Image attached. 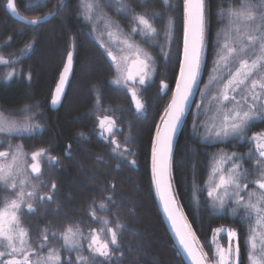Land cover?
I'll return each instance as SVG.
<instances>
[{"label": "trees", "instance_id": "trees-1", "mask_svg": "<svg viewBox=\"0 0 264 264\" xmlns=\"http://www.w3.org/2000/svg\"><path fill=\"white\" fill-rule=\"evenodd\" d=\"M101 2L110 28L105 27V22L100 24L96 20L84 19L82 9L78 12L80 0H64L65 7L61 9L57 7L60 0H16L19 13L28 18L57 13L45 25L35 27L21 24L12 18L4 6V0H0V56L11 55L12 58L0 64V71L7 70L15 74H12L14 87L0 88V110L13 114L16 111L18 125L26 122L33 126L39 125L31 132H23L24 136H19L18 140L12 138V143L17 144L19 141L25 148L27 160L23 167L26 168V177L31 184L38 186L37 191L41 195L51 191L52 183L56 184L52 200L45 203L37 201L34 204L35 213L26 214L22 222L33 241L45 227L59 233L69 225L79 224L87 233L89 227H99L88 214L89 206L94 201L98 206L105 196L113 195L117 206H110L109 212L97 214L108 217L118 214L120 222L126 225L127 230L121 233L124 264H189L163 214L151 170L152 141L157 126L161 127V117L171 102L179 75L183 54L184 0H125L136 13L146 14L150 18L154 13L157 14L152 20L157 30L155 34L149 37L132 35V39L140 44L142 53L151 57L150 79L139 90V98L145 106L142 113L136 112L131 94L126 89L110 83L116 79L111 58L107 57L105 49L100 46L101 38L92 40L89 36L92 29L100 33L104 30L117 32L118 26L123 39L127 33L131 34L134 26L131 17L126 18L125 13L116 8L120 1ZM205 5V14L209 19L204 48L208 52L193 107L177 137L172 159V183L182 214L195 233L197 246H202L203 251L209 254V260L214 250V246L210 248L214 230L223 227L238 233L241 264H249L247 253L250 224L243 209H238L234 214L232 208L236 206L231 201L219 208L214 197L208 193L219 181V175H213V169L226 157L233 153L242 157L238 162L243 169L254 165L257 154L251 137L264 132V121L252 122L245 138L230 137L226 142L213 143L205 137V125L208 124L209 129L216 121H220L213 97L222 88L220 78L226 82L228 77V73L220 69L214 71L224 44V34L228 32V19L221 15L220 9L233 6L234 0H206ZM47 32L54 35L52 56L55 60L52 74L48 76L39 72L37 57L38 52L49 42ZM102 39L118 59L123 55L119 51L122 45L110 43L108 36ZM69 50L74 51L78 67L65 101L59 110L54 111L50 107L53 81L63 69ZM29 52L35 54L25 59ZM84 65L90 71L94 70L92 75L86 73L88 70ZM91 77L95 78L93 82L90 81ZM213 77L217 79L213 80ZM78 80H81L80 85H84L85 89L78 88L80 94L77 93L70 107L73 85ZM162 83L169 85L165 94ZM90 87H94L92 94ZM97 91L101 94L100 111H97ZM69 107L70 111L67 110ZM104 115L117 120L119 130L115 139L122 150L126 148L130 152H124L122 156L114 153V145L109 143L106 136L99 134L97 117ZM0 136L5 141L6 135ZM68 146H71L70 156L66 155ZM7 147L3 142L0 148ZM42 148L48 150L46 155L56 157L58 163L50 166L41 157V175L34 178L27 167L30 161L28 154ZM249 152L253 153L251 160L248 158ZM133 160L135 164H132ZM224 165L226 174L231 162ZM111 184L115 185L114 193L108 190ZM7 194L0 192V203ZM216 239L227 247L225 234H217ZM61 243L52 241L51 246L60 248ZM84 255H88L86 244ZM61 256L62 259L71 257L74 260L76 252L61 250Z\"/></svg>", "mask_w": 264, "mask_h": 264}, {"label": "snow or ice", "instance_id": "snow-or-ice-1", "mask_svg": "<svg viewBox=\"0 0 264 264\" xmlns=\"http://www.w3.org/2000/svg\"><path fill=\"white\" fill-rule=\"evenodd\" d=\"M4 6L27 25H40L48 16L54 15L50 12L47 16L36 18L20 16L16 0H4ZM57 7L58 9L65 7L64 0H60ZM205 7V0H184L183 59L179 63V75L171 102L161 117L163 127L157 126L152 141V182L178 243L191 264H241L238 233L234 229L221 227L214 230V238L210 242V248L214 246L211 260L202 246L197 247L195 233L177 208L172 186V141L200 74L205 41ZM81 9V14L87 21H104L106 28L111 27L106 14L103 13L101 0H80L78 12ZM118 11L125 13L126 18L131 17L134 25L131 28L133 34L149 37L156 33L152 20L157 14L154 13L150 18L146 14L136 13L125 0H120ZM220 11L221 15L228 19V38L222 46L214 71L219 69L222 62L228 69V77L226 82L220 78L222 88L213 97L216 101L217 116L220 117L219 131L216 135L245 138L252 122L264 121V0H234L233 6L221 8ZM116 27L117 32L111 30L106 32L110 43L123 45L119 51L123 53L126 48L133 58L121 55L118 59L112 48L103 43L101 37L100 46L105 49L116 70V79L110 83L126 89L131 94L136 112L142 113L145 106L139 98V90L150 79L151 57L147 53H142V50L128 39H122L118 26ZM73 59L74 51H67L66 62L51 99L53 105L61 100L69 74L73 70ZM0 63L7 61L0 57ZM233 65L234 71L231 67ZM11 75L12 73L9 74ZM216 79L217 77H213V80ZM161 87L168 89L169 85L162 83ZM96 102L97 111H100L99 91ZM97 119L99 134L102 137L106 136L109 143L114 145L112 151L121 156L124 152H130L126 148L122 150L120 143L115 139L119 130L117 120L109 115ZM34 127L38 128L39 125L33 126L27 122L24 125H17L16 122L6 121L0 117V133L31 132ZM251 140L255 142L257 154L254 165L249 169H243L242 164L238 162L242 157H237L235 153L226 157L213 169V175L218 174L219 181L208 195L214 197L220 208L229 201L234 203L236 206L232 208L234 214L238 209H243L244 216L250 224L247 253L249 264H264V132L254 134ZM0 147H3V142H0ZM70 147L68 146L66 151V155L69 156ZM47 151L42 148L31 153L32 163L29 167L36 178L41 175V157H44L50 166L58 163L56 157L46 155ZM252 155L253 153L249 152V160L252 159ZM26 160L22 145H17L15 151L11 145H8V150L0 151V192L10 193L4 196L3 202L0 203V264H124L121 233L127 230L126 225L120 222L118 214L111 217L97 214L109 212L110 206H117L113 195L105 196L106 202L102 201L98 206L95 201L89 206L88 214L92 221L99 225L98 228L89 227L85 233L77 224L69 225L57 233L45 227L35 241L31 239L29 230L21 223L23 219L21 213L26 209V214H34V204L37 201L50 202L55 194L56 184L52 183L51 191L41 195L37 191L38 186L31 184L26 177V168L23 167ZM228 162H231V167L225 174L224 164ZM132 164H135V160ZM253 176L255 178H251ZM28 188L32 190L29 191ZM108 190L114 193L115 185L111 184ZM221 233L227 236V247L216 239L217 234ZM52 241H62L60 248L51 246ZM85 244L88 255H84ZM61 250L76 252L75 259L71 257L62 259ZM118 252L119 256L116 255Z\"/></svg>", "mask_w": 264, "mask_h": 264}, {"label": "rangeland", "instance_id": "rangeland-1", "mask_svg": "<svg viewBox=\"0 0 264 264\" xmlns=\"http://www.w3.org/2000/svg\"><path fill=\"white\" fill-rule=\"evenodd\" d=\"M205 2H206V0H205ZM104 13V12H103ZM206 15V14H205ZM208 16L206 15V25H205V39L207 38V26H208ZM104 21H100L99 23L101 24V23H103ZM47 39L49 40V42H47L46 44H45V48L44 49H41L39 52H38V64H39V67L38 68H40V70L41 71H39V72H41V73H44L45 75H51L52 74V71H53V69H54V65H55V60H54V57L52 56V52H53V41H52V33H50V32H47ZM54 36V35H53ZM226 38H228V32H226L225 34H224V39H223V42H225V39ZM47 39L46 40H44V42H46L47 41ZM230 39V38H229ZM45 50V51H44ZM125 55H127V56H129L130 58H131V56H132V54L131 53H126ZM222 63V62H221ZM85 66V68L88 70V72H86L88 75L90 74V75H92L93 74V72H94V70H92V71H90L89 70V68H88V66H86V65H84ZM233 67L235 68V66L233 65ZM234 68H232V70L234 71ZM219 69L221 70V71H224L225 73H228V69L227 68H225L224 66H223V63L220 65V67H219ZM79 73H81V70H80V72ZM224 73V74H225ZM12 74H13V72H12ZM15 74H13V76H14ZM42 75V74H41ZM12 76V75H11ZM10 76V77H11ZM93 79H95L94 77H91V80L90 81H92L93 82ZM80 81L81 80H78L77 82H75V84L73 85V90H72V92H71V96H72V99H71V101H70V103H69V105L68 106H70V104L72 103V102H74V100H75V98H76V96H77V93L78 94H80V92L78 91V88L80 89H82L83 88V90L85 89L84 88V85H80ZM92 82H90L89 84H91ZM94 89V87H90V91H91V94H92V90ZM62 105V104H61ZM72 106V105H71ZM70 106V107H71ZM70 107L69 108H67V110H69L70 109ZM59 110V109H58ZM70 111V110H69ZM68 111V112H69ZM15 114H13V113H10V112H7V111H1L0 110V117H2L4 120H6V121H12V122H16L17 123V113H16V111H13ZM202 113V112H201ZM70 114V113H69ZM5 115H8L9 116V118H12V117H15L14 119H10V120H8V119H6L5 117ZM72 115V114H71ZM69 116V115H68ZM257 121H259V120H257ZM18 125V124H17ZM208 125V124H207ZM207 125H205V128H204V133H206V135H205V137H207V140H209V141H211V142H213V143H216V142H226L228 139H230V137L231 138H238V137H236V136H228V137H223V136H217L216 135V132L217 131H219V125H220V121H216V123H215V125L213 126V127H210L209 129H208V127L209 126H207ZM0 134H4V135H6V137H5V141L3 140V138L0 136V142H4L5 144H6V146H8V145H11L12 146V149H13V151H15V149H16V146L17 145H21L20 143H19V141H18V143L17 144H13L12 143V140L14 139V138H16L17 140L19 139V136H24V134H23V132L22 133H18V132H12V133H0ZM13 138V139H12ZM254 146H255V143H254ZM8 148V147H7ZM5 150H8V149H1L0 148V151H5ZM23 153H25V148L23 147ZM32 152H30V154H31ZM30 154H28V158H29V160H30ZM30 162L31 161H29V164L27 165V167L30 165ZM24 166V165H23ZM225 166V165H224ZM28 170H29V167H28ZM8 195H10V193L9 194H7V196ZM214 195H215V193H214ZM215 203H216V206L218 205L217 204V202L215 201ZM220 208V207H219ZM21 216L23 217V218H25V216H26V211L25 212H22L21 213ZM23 220V219H22ZM21 223H22V225H23V227H25V224H24V222H22L21 221ZM26 228V227H25ZM258 247H259V244L257 245Z\"/></svg>", "mask_w": 264, "mask_h": 264}, {"label": "water", "instance_id": "water-1", "mask_svg": "<svg viewBox=\"0 0 264 264\" xmlns=\"http://www.w3.org/2000/svg\"><path fill=\"white\" fill-rule=\"evenodd\" d=\"M205 10H206V7H205ZM206 12V11H205ZM8 13L12 16V18H14L16 21H18V22H20L21 24H26L23 20H20V19H18V17H16V16H14L10 11H8ZM19 15L20 16H22L20 13H19ZM47 16V15H46ZM57 16V13H54V15H51V16H48V18H47V20H45V21H42L41 22V24L40 25H45L47 22H49V21H51L52 19H54L55 17ZM27 25V24H26ZM28 26H39V25H28ZM205 41H206V39H205ZM205 41H204V46H205ZM183 50V49H182ZM207 50L204 48L203 49V56H202V61H201V69H200V74H199V76L197 77V82H196V85L193 87V89H192V95L190 96V98H189V101H188V105H187V108L185 109V113H184V115L182 116V118H181V122H180V124L178 125V127H177V129H176V132H175V134H174V136H173V141H172V159H173V154H174V148H175V145H176V143H177V137H178V135H179V133H180V131L182 130V126H183V123L187 120V118H188V115H189V113H190V110L192 109V107H193V101L195 100V98H196V92H197V89H198V85H199V80H200V77H201V75H202V67L204 66V64H205V58H206V55H207ZM182 59H183V54H182V58H181V61H182ZM73 69H74V61H73ZM72 72H73V70H72ZM72 72L69 74V78H68V82L66 83V85H65V88H64V93L62 94V96H61V100H60V102L58 103V104H55V105H53L52 103H51V108H52V110H54V111H57L58 109H60L61 108V104H62V102L64 101L63 99H64V97H65V94H66V92H67V90H68V86H69V83H70V81H71V75H72ZM168 91V89H164L163 90V94H165L166 92ZM174 91H175V89H174ZM173 91V92H174ZM54 94H55V91H54ZM53 94V95H54ZM173 94V93H172ZM145 108V107H144ZM161 127H163V124H161ZM31 156V155H30ZM31 158V157H30ZM172 159H171V178H172V174H173V172H172V165H173V161H172ZM30 170V174H32L31 173V169H29ZM41 171H42V167H41ZM32 176L34 177V178H36L35 177V174H32ZM172 186H173V183H172ZM173 191H174V186H173ZM159 198V197H158ZM175 199H176V204H177V208H178V210H179V212L180 213H182V211H181V208H180V205H178V201H177V197H176V194H175ZM159 203H160V205H161V207H162V210H163V206H162V204H161V201H160V199H159ZM163 214H164V216L166 217V220H167V223H168V226L170 227V229H171V233H172V235H173V238H175V240H176V243H177V245H178V247H179V249L181 250V252H182V254H183V256H184V258L185 259H187V261H188V263L189 264H191V261H190V259H189V257L187 256V254L184 252V250L182 249V247L179 245V243H178V239H177V237H176V235H175V231H174V229H173V227H172V224H171V222H170V220L168 219V217H167V215L165 214V212L163 211ZM184 216V215H183ZM198 247V246H197Z\"/></svg>", "mask_w": 264, "mask_h": 264}, {"label": "flooded vegetation", "instance_id": "flooded-vegetation-1", "mask_svg": "<svg viewBox=\"0 0 264 264\" xmlns=\"http://www.w3.org/2000/svg\"><path fill=\"white\" fill-rule=\"evenodd\" d=\"M118 1H120V0H118ZM119 6H120V2L117 4V9H119ZM25 7H27V6H25ZM7 12H8V10H7ZM108 30H104V31H102L101 33H100V31H94L93 29H92V31L89 33V36H90V38L92 39V40H95V38L96 37H99V38H101V37H107V34H106V32H107ZM114 32V31H113ZM132 35H134L132 32H131V34H129V33H127L126 34V36H125V38L126 39H128L130 42H132L134 45H136V46H138L140 49H141V46H140V44H138V42L137 41H134L133 39H132ZM122 47H124L123 45H122ZM126 53H131L128 49H126L125 48V51L123 52V55H125ZM35 53H32V52H29V53H27V55H26V58L25 59H29V58H31V56H33ZM0 57H3V59L5 60V61H11L12 60V58H11V55H3V56H0ZM131 58H133L132 56H131ZM73 61H74V69H73V72H72V75H71V81H70V83H69V86H68V90H67V92H66V94H65V97L67 96V93H68V91H69V87H70V85H71V82H72V80H73V75H74V72L76 71V69H77V67L78 66H76V63H77V59L75 60V59H73ZM0 64H2V63H0ZM4 64V63H3ZM0 67H2V65H0ZM63 70V69H62ZM62 70L60 71V73L62 72ZM60 73H59V75H60ZM9 72L7 71V70H4L3 72H1L0 71V88H5V87H14V80H13V78H12V76L10 77L9 76ZM59 82V76L57 77V79H55L54 81H53V83H54V91H55V88H56V85H57V83ZM10 85V86H9ZM53 94H54V92H53ZM53 94H52V96H53ZM52 96H51V98H50V107H51V99H52ZM65 97H64V99H65ZM63 99V100H64ZM65 101V100H64ZM63 101V102H64ZM63 102H62V104H63ZM135 105V104H134ZM31 155V154H30ZM31 157V156H30ZM30 165H31V163H32V160H31V158H30ZM29 165V166H30ZM28 166V167H29ZM30 168V167H29Z\"/></svg>", "mask_w": 264, "mask_h": 264}]
</instances>
